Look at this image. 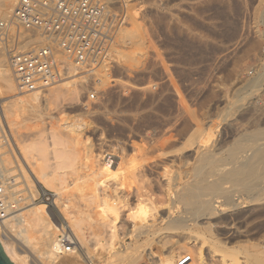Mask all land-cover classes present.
Instances as JSON below:
<instances>
[{
  "label": "rangeland",
  "instance_id": "1",
  "mask_svg": "<svg viewBox=\"0 0 264 264\" xmlns=\"http://www.w3.org/2000/svg\"><path fill=\"white\" fill-rule=\"evenodd\" d=\"M112 1L114 2V7H119V4L122 5V8L126 11V18L124 23H122L119 27V31L115 37L109 56L104 61L105 64L99 65L96 69L89 72L86 70L73 69L72 66H70L68 75H71L74 72H79L77 75L73 76L77 77L79 82V84L76 82L72 85V88L76 89V91L73 89H71L73 90L72 93L71 91H68V93L70 92L71 94L75 93L74 95H70L66 92L57 94L58 87L55 83L53 84L55 85L54 87L51 86V90L50 88H46L43 89V92H41L42 90L40 91L43 94L40 99L41 101L33 103L32 111H25L26 109L22 110L20 104L14 105V108L16 109L15 119L18 122L17 131L21 138H29L28 136L30 135L31 137H34L33 135L39 131L40 134H43V136L40 137L45 138V140L49 142V140L52 139L50 138L51 135L54 134L53 132V134H50L53 129L55 131H61L66 140H71L69 139V136L72 133L68 131L70 127L72 128L70 129L71 131L74 129V132L78 131V133L80 132L81 135L85 137L81 138L82 136L79 133L78 138L81 140H88L87 142L91 144L92 154L101 156L98 158L100 160L103 159L101 163L104 161L113 167H119V163L121 165V162L122 165L124 164V167L126 162L127 164L130 162L131 164L132 162L135 163V159H137V157V160H141V158L139 159V157H141V153H139L138 150L143 146L142 144H144V142L148 143L149 149L152 147H150L149 144H154V149H150L151 152L148 151L149 149L147 148L146 154H144L145 157H148L147 155L151 153L153 158H159V161L158 159L153 161H157L158 163L164 162L163 165L167 169L168 167L166 166V162L168 161V165L170 164L169 162L173 160V163L171 162L172 164L168 165L170 174L173 171L172 168L176 169V171H173L174 174L176 172L178 173L179 169V174H183L186 171L185 166L188 163L191 164H188L190 168L184 173L187 177L181 174V180L183 181H181L182 183L179 185L180 187L178 190L185 191L187 188V190L191 189L192 191H195L192 194V198H195L194 200L196 203L193 202V199V203L190 201L191 197L189 200L188 198L183 197L182 199H185V202L183 203V200L178 199L175 195L168 203V198L166 199L168 195L166 196V193H164L166 192L165 190H167L168 183L163 184L165 179H160L159 183V178L154 176L155 174L152 171L153 174L151 173V175L153 177L151 175L150 176L155 178L154 184L157 183V186L155 185L154 187L155 189L153 188L155 196L158 195L159 198L161 193L162 196H160V199H166L168 203V206H165L167 204L165 200L162 205H158V211H151L153 217L157 218V234L155 233L152 238H146L144 235H140V238H137L138 234L136 233L133 235L136 236L133 237L131 234L134 232H130V235L129 233L123 235V230H121L122 228L119 225V240L114 248L115 253L113 252L116 255L112 254L114 257L111 255V257H109V261L102 249L103 245L101 247L102 250L100 251L99 249L101 246L99 244L104 243V241L101 240V242L97 244L93 235L88 232L90 230L87 228L84 231L86 240L89 241L87 243H90L87 244V247L88 250H92L88 251V258L86 260L81 261L78 259L80 262L77 263L87 264L86 261H89L92 264H108L110 262L111 264H159V260L169 256V258L174 257L172 260L174 259L173 261H175V264H179L178 262L185 257H188V260H186L183 264H193L192 261L194 260V264H198L201 262L200 256L203 255L204 258L202 264H221L224 261L225 264H235L238 261H240L238 264H264V159L259 158L257 154H254L255 156L252 155L254 147L257 146L256 141L259 139L258 143H260V140H262L260 144L264 142V139H262L264 137V0ZM132 29H134L133 32H135V30L137 31L134 34L137 40H135V38L131 39V37L128 38ZM129 30H131V32H129ZM125 33H128L127 38L125 37ZM122 34H125V36ZM1 55L4 56V58H2L5 59V55L2 51H0V56ZM3 61L4 62L2 63L6 62L5 60ZM3 67H6V65ZM82 75H84L83 78ZM65 80L68 79L65 78ZM76 84L80 85L82 88L80 86L78 87ZM15 88V92L11 95L7 97H0L1 113V105L6 100H17L18 98H21V96L24 97L25 94L27 95V93L30 94V92L19 90L16 83ZM43 96L46 97L44 98ZM84 102H86L85 105L83 104ZM192 118L195 119L194 122ZM2 120L3 121H1L0 127V136L2 135L0 137V145L2 143L4 147L1 145L0 151H5L4 153H8L10 156L13 155L12 158L17 159L14 160V164L18 165L17 167L15 165V168L12 163L13 167H11V171H13L12 173L14 174L16 169L18 177L12 173L7 177L10 178V181H12L11 177L14 178V176H16L18 178V182L16 180V184L14 186L17 185L19 190L18 188L16 189L22 193V196H24L25 193L27 196L30 194L29 197H33L34 199L36 198L35 200L29 199L25 201L26 204L23 203L24 205H27V202L29 204L30 201L35 203H45L48 205L47 208L49 207L48 210L50 211L51 217L54 218V222L57 223L56 225L65 229V226L68 225V221L59 211V203L61 201L68 203L70 206L68 207L69 213L76 216L79 214V209H77L79 204L78 199L76 197H69V200H71L69 201L68 197L61 195V198L59 197L61 201H59L55 192L50 190L51 188L46 189V191L41 190V188L37 190V192L39 191L40 193L44 191L45 196H48V199L42 196L38 197L39 193L37 194V192H34V195L31 194L29 187H27L28 185L23 178H21L22 174H19L21 173L19 165L24 164L25 166L26 164L22 157H19L17 145L13 141V135L11 134L3 116ZM257 121L260 122L261 125L258 124ZM70 124L72 126H70ZM75 124L79 127L75 126ZM191 124L195 128H193ZM66 126L67 128H65ZM221 127L224 128V131ZM227 127L230 129L233 127L231 129L232 133ZM63 129L68 130H65V132ZM128 130H131V132ZM261 130H263V132ZM192 131H200L201 134L199 132L195 135ZM133 132H140L141 135L140 133H137L133 136ZM29 133L32 134L29 135ZM39 133L35 136H39ZM65 133H68L69 136L67 134L65 135ZM126 133H129L130 136ZM259 133H262L261 135L263 137H260ZM255 134L256 136L259 134L258 139ZM125 135L127 136V139L124 138ZM156 135L158 137H156ZM248 135H251V140L248 139L250 138ZM86 136H89V138ZM147 136L149 138H147ZM128 137L129 139H135L136 137L137 139H135V143H138V145L134 147V145H136L133 142L134 140H129ZM164 137L165 139H162L161 141L160 138ZM5 138L6 141L4 140ZM157 138L158 140H156ZM187 138H192V141ZM141 139H144V141ZM123 140H126V143ZM128 140L131 142H127ZM149 140L154 143H150ZM172 140L174 142H172ZM196 140L198 141V144L197 142L194 144ZM7 141L12 142L13 146H11V144L7 146ZM82 141L84 142L85 140ZM188 141L190 142V145ZM218 141H221V144ZM3 142H5V145ZM123 142L126 145H124ZM139 142L142 144L139 145ZM69 143L71 144V142L68 141L66 145H68L67 148L70 149ZM88 143L87 145H89ZM119 143H123L122 150L125 149V152L120 149H117V152L119 153L120 151L121 153L123 152L122 154L125 153V156L128 155L126 158L121 153L118 154L116 152L117 146L121 145ZM127 143H133L132 146L135 149H133L132 146L130 147V145L127 146ZM155 144L157 150L155 149ZM99 145L102 146L100 147ZM173 145V149L170 148V146L172 147ZM213 145L215 146V150ZM222 145L224 146L222 147ZM263 145L264 144L261 146ZM109 146L110 149L114 147L113 150H115L114 152L117 154L111 156L113 153L110 152H113V150H110ZM161 146L164 147V150L161 149ZM72 147L73 145H71V148ZM97 147L99 149L104 147V149H102L104 153H102L101 150L103 155L106 154L103 158L101 153L98 154L95 152H100ZM189 147H191V149H189ZM107 148L110 150H108L110 154L105 151ZM118 148H121V146ZM175 148L178 152H176ZM194 148L198 150L196 151L195 149L194 151ZM132 149L136 151H133ZM169 149L178 154L175 152V154H173ZM211 149L212 152H209ZM6 150L8 151L7 153ZM128 151L132 154H130L132 157L134 152L135 159H131L132 157L129 156ZM163 151H167L170 154L166 153V155ZM179 151H181L180 156L183 154L182 157L177 156L179 155ZM136 152L140 155H135ZM154 153L156 154L154 155ZM203 153L208 154V156L206 154L207 159L203 160V158H206ZM210 153L214 158L211 157L210 159ZM15 154H18V156ZM159 154H162V157L164 155L166 159L165 157L160 158L161 156H159ZM0 156L2 158L4 155L0 154ZM15 156L19 157L20 160H18ZM96 156H93L94 158L92 157L91 159L93 161V165H101V163L98 162L100 160L96 159ZM176 156L178 159L180 157V159L178 160ZM246 156L248 157L247 159ZM150 157L147 159L145 158V160H149ZM253 157H255L257 161L253 159ZM128 158H130L131 161H128ZM152 159L149 161H143V158L142 161L144 164L145 162L152 163ZM184 159L189 160L186 161ZM180 160H182L185 165L180 163ZM245 160L249 161V163L246 161L248 165H253L250 170L248 169V175L242 173L241 171L237 172L236 170L237 166L240 167V163L243 161L245 162ZM50 161L52 162V160ZM94 161L98 163L96 164ZM142 163L141 165L143 166L144 164ZM174 163H178V166L181 167H176L177 164L175 165ZM127 164L126 166H128ZM137 164H139V166L137 165V167H134L139 169L140 163ZM124 167L120 166L119 168L124 169ZM203 167H205V171H203ZM127 168L126 170H129L130 167ZM195 168L199 169V171H196ZM200 168L202 169L201 171H203V174L200 173ZM26 169L30 174V177L34 179L33 174L27 166ZM212 169L216 170L213 171ZM206 171L212 172L208 173ZM215 172L218 173L216 174ZM197 174H199V176ZM206 175H208V179ZM19 179L21 180L20 183ZM200 179L203 181L202 183ZM194 181L196 182L194 183ZM197 182H200L201 184ZM215 182L220 184V187H222L221 190L229 191L235 196H233L235 200L233 199L234 201L230 202L231 204L229 201L224 199V192H212V184ZM166 184L167 187H165ZM186 184L190 185L187 186ZM158 185H160V187ZM189 186L194 187L190 188ZM199 186H202L201 188H203V190L201 189V191H199L200 189H197V187L200 188ZM69 189L72 190L71 187ZM75 191L73 193L77 192ZM197 192L199 194H196ZM195 195H199L197 196L199 197V201L203 199H210L209 201H214V203L216 202V205L213 203L214 206H216L213 211L214 213H217L215 215L214 213L211 214L210 210L206 206H203V202H201L200 205L198 198L194 197ZM213 197L217 200H213ZM76 199L77 201H75ZM54 201L57 202L55 203ZM130 201H135V198L132 197ZM172 207H174L173 210H171ZM169 210H171V212ZM178 211L181 213L179 214ZM194 211L197 213H194ZM155 213H159L158 216H160V218H158V216L156 217ZM182 213L184 217H181ZM91 215L93 217L92 212ZM194 215L196 216L194 217ZM166 217H168V219ZM167 220L171 222V225L170 222H167L170 229L168 225L166 226ZM173 222L177 224L173 225ZM180 223L181 227L179 228ZM165 227H168V229H165ZM3 228H1L2 231H4ZM234 228L236 230H234ZM5 229L6 230L4 232L9 235L8 237L7 234L5 235V233L1 231L7 237L5 239H11L8 241H12L15 246L17 245L16 248L18 247L17 250L21 253H28L27 255H29L28 260L30 264L48 263H42V260L37 258V254L35 252L34 253L36 255L32 253L33 251L31 249L28 251L26 248L27 246L24 248V245L11 233L9 227L6 226ZM59 233L57 234L56 232V236L59 235ZM194 234H196V236ZM199 235L201 238H199ZM119 236L121 237V240ZM91 240L94 241L96 245L93 244ZM76 245L74 244V247ZM77 246H79V244ZM187 249L192 250L194 254L189 250L191 253L189 254L191 255L189 257L187 254L189 251H186ZM214 250L216 253H214ZM70 252L60 254V258L65 260L63 264H76L73 262L74 258ZM93 254L95 256H93ZM183 254L185 255L183 256ZM197 255L199 256L194 257ZM122 256L124 257L122 258ZM196 260H198L197 263Z\"/></svg>",
  "mask_w": 264,
  "mask_h": 264
},
{
  "label": "bare ground",
  "instance_id": "2",
  "mask_svg": "<svg viewBox=\"0 0 264 264\" xmlns=\"http://www.w3.org/2000/svg\"><path fill=\"white\" fill-rule=\"evenodd\" d=\"M15 1L16 0H0V18H2V17H4L5 16V14H6V12L7 11H9L12 7H13V5H14V3H15ZM133 30L134 29H132V32H133ZM124 32H125V30H124ZM123 32V33H124ZM128 32V31H127ZM129 32H131V30H129ZM128 32V33H129ZM129 33V36L126 34V36H125V34L123 35V36H125L126 38H127V36H128V38H130L131 37V39L132 38H135V32H137L136 30H135V32H133V33ZM138 35V34H137ZM136 35V36H137ZM122 36V37H123ZM134 36V37H133ZM121 37V38H122ZM138 37V36H137ZM124 38V37H123ZM135 40H137L136 38H135ZM230 40V39H229ZM133 41V40H132ZM252 44V43H251ZM252 47V46H251ZM254 48V47H253ZM252 48V49H253ZM1 58H0V97H7V96H9V95H11L12 93H14L15 92V81H14V76H13V73L11 72V70L7 67V65L5 64V63H2V62H4L3 60H6V59H3L4 58V56H0ZM3 57V58H2ZM131 58V57H130ZM3 64H5L6 65V67H3V66H5V65H3ZM102 64H105L104 62L102 63ZM101 64V65H102ZM73 68V67H72ZM74 69V68H73ZM77 73H79V72H74L73 74H71V75H67L66 77H64V80L62 79L60 82H58V83H56V86L58 87V89H57V91H58V93L57 94H62V93H68V91H71V93H72V91L73 90H75L76 91V89H73L72 87V85L73 84H75L76 82L79 84V82H78V80H77V77H73L74 75H77ZM84 77V75H82V78ZM65 78L66 79H68V80H65ZM69 78H71V79H69ZM81 78V77H80ZM84 83V82H83ZM82 83V84H83ZM77 85V84H76ZM84 85V84H83ZM150 85V84H149ZM148 85V86H149ZM51 86H55V85H51ZM51 86H48L47 88H50V90H51ZM78 87L80 86V85H77ZM147 86V87H148ZM76 87V86H75ZM81 87V86H80ZM143 87V86H142ZM147 87H145V88H147ZM150 87V86H149ZM56 88V87H55ZM82 88V87H81ZM138 88H140V87H138ZM71 89H73V90H71ZM78 89H80V88H78ZM77 89V90H78ZM88 89V88H87ZM144 89V88H143ZM151 90V89H150ZM170 90V89H169ZM41 90H39V91H34V92H30V94L29 93H27V95L25 94V96L24 97H22L21 96V98H18L17 100H6L5 102H3L2 103V105H1V111H2V113L0 112V117H1V119H0V127H1V121H3L2 120V116L4 117V120H5V122H6V124L8 125V127H9V130L11 131V134L13 135V141L15 142V144L17 145V149H18V151H19V157L21 156L22 157V159L24 160V162H25V166H24V164H20V163H18V164H20L19 166V168H20V172L21 173H19V174H22V176H21V178H23V180L26 182V184L28 185H26L27 187H29V189H30V192H31V194L32 195H34V192H37V190L39 189V188H41V190H45L46 191V189H48V188H51L50 190H52V191H54L55 192V194L57 195V198H58V200L59 201H61L60 199H59V197L62 195H65L66 197H68V200H69V197L71 198V197H76L77 199H78V202H79V204H78V208L77 209H79L78 211H79V214L78 215H74V214H71V213H69V210H68V207H70L69 206V204L68 203H64L63 201H61L59 204H60V206H58V205H56V206H58L59 207V211L61 212V214H63V216L67 219V221H68V225L67 226H65V230L69 233V235L71 236V239H72V241H73V243L76 245H78L79 244V246H73V249H72V251L70 252V253H72V256H73V262L74 263H76V264H78L80 261L78 260V259H80L81 261L82 260H86L87 258H88V251H91L92 249H90V250H88V247H87V244H90V243H87V242H89V241H87L86 240V236H85V229H87L88 228V230H90V231H88V232H90L92 235H93V237H94V239L96 240V242H97V244L99 243V242H101V240L102 241H104V243H102V244H99V245H101L100 247H99V249H100V251L103 249L104 250V254L106 255V258H108L107 260H109V257H111V255L113 254V255H116V254H114L115 252H114V248H115V245L118 243V240H119V238H118V235H119V225H120V227L122 228L121 230H123V235H125V234H128L129 233V235L132 233V232H134L133 234H131L132 236L136 233V234H138L137 236V238H140L139 236L140 235H144L146 238H148V237H150V238H152L153 237V235H155V233L157 234V218H154L153 217V215H152V213H151V211H153V210H157L158 209V205L160 206V205H162L163 204V201H165L167 198V200H168V203L171 201L170 199H172L173 197H174V195L178 198V199H182L183 197H186V198H188V200L190 199V197H191V199H190V201L192 202V197H193V192H195V191H192L191 189H188L187 190V188H186V190L184 191H179L178 189H179V185H181V181H183V180H181V174H179L180 172V169H179V171H178V169H177V171H178V173L176 172L175 174H174V172L173 171H176V169H173L172 167V173L174 174H170L169 173V166L168 165H171L172 163H173V160H171V162H169L170 164H168L167 165V163H168V161L166 162V166L168 167V169L163 165L164 164V162H163V159H162V162L163 163H158L157 161H153V160H157L158 159V161H159V158H153L152 157V154L150 153L149 155H147L148 157H150V155H151V157H150V159H152L151 161H153L152 163H150V162H148V163H146L145 162V164H144V162L143 161H149V160H145V158L147 159L148 157H145V155L144 154H146V150H147V148L149 149V147H148V143H145L144 142V144H142L141 142H139V145L140 144H142L143 146L141 147V148H139V147H137V148H139V153H141V157H139V159L141 158V160H137L138 159V157L137 156H139L140 154H137L138 152H136L135 153V155H137V156H135V157H137V159H135L134 158V152H133V157L131 156L132 154L129 152V151H131V150H129L128 152H129V156H131L130 158L131 159H135V163H133L132 162V164H131V162L129 163V164H127V162H126V164L128 165V166H126V164H125V167L122 165V162H121V165H120V163H119V167L121 166V167H124V169H122V168H119V167H113L112 165H110V164H108L107 162H104L103 161V163H101L102 162V160L103 159H98L99 157H101V156H96V155H93L92 154V148H91V144H89L87 141H86V139H82V140H85L84 142L80 139V138H78V134L80 133H78V131H77V129H76V131L77 132H74L75 130L73 129V131H71L70 129H72V128H70L69 127V130L68 129H65V130H68V131H70L72 134L69 136L68 135V133H65V135L67 134L68 136H69V139H71V140H66V138H64L63 136L64 135H62L63 133H61V131H55L54 129V131L53 130H51V133L50 134H53V135H51V137L50 138H52L51 140H49V142L48 141H46L45 140V138H41L40 136H43V134H40L39 133V131L38 132H36V134H34L33 132V136L34 137H31V135L30 134H32V133H29V135L30 136H28L29 138H21V136H20V134L18 133V131H17V125H18V122L16 121V119H15V112H16V109L14 108V105H16V104H20V107L22 108V110H25V111H27V110H29V111H32V107H33V103H38L39 101H41L40 99H41V96L43 95L41 92H43L44 90H42L41 92H40ZM120 91V90H119ZM144 91H146V90H144ZM153 91V90H152ZM165 92V91H164ZM46 93V92H45ZM48 93V92H47ZM70 92L68 93V94H70V95H74V94H71ZM29 94V95H28ZM41 94V95H40ZM156 94V93H155ZM48 95V94H47ZM66 95V94H65ZM149 95V94H148ZM78 96V95H77ZM44 98L46 97V96H43ZM43 99V98H42ZM152 99V98H151ZM51 100V99H50ZM78 101V100H77ZM45 102V101H44ZM152 103V102H151ZM84 105L86 104V102H84L83 103ZM24 111V112H25ZM28 114V113H27ZM126 117V116H125ZM186 118V117H185ZM187 119V118H186ZM190 119H191V117H190ZM193 119V122H194V118H192ZM179 122V121H178ZM192 122V121H191ZM196 122V121H195ZM258 122V121H257ZM113 123V122H112ZM198 123V122H197ZM234 123V122H233ZM262 123V122H261ZM72 124V123H71ZM70 124V126H72ZM193 124V123H192ZM192 124H191V126H192ZM195 124V123H194ZM199 124V123H198ZM198 124H196V125H198ZM230 124V123H229ZM258 124H260V122H258ZM74 125V124H73ZM174 125H176V124H174ZM228 125V124H227ZM261 125V124H260ZM75 126H78V125H76L75 124ZM137 126V125H136ZM170 126V125H169ZM202 126V125H201ZM79 127V126H78ZM188 127V126H187ZM193 127V126H192ZM239 127V126H238ZM237 127V128H238ZM63 128V127H62ZM65 128H67V126L65 127ZM120 128V127H119ZM138 128V127H137ZM167 128H169V127H167ZM166 128V129H167ZM193 128H195V127H193ZM221 128H223V127H221ZM227 128H229V127H227ZM233 128V127H232ZM231 128V129H232ZM241 128V127H240ZM87 129V128H86ZM117 129V128H116ZM129 129V128H128ZM152 129V128H151ZM199 129V128H198ZM197 129V130H198ZM226 129V128H225ZM230 129V128H229ZM228 129V130H229ZM231 129H230V131H231ZM64 130V129H63ZM64 130V131H65ZM79 130V129H78ZM158 130V129H157ZM188 130V129H187ZM210 130V129H209ZM223 131H224V128L222 129ZM242 130V129H241ZM80 131V130H79ZM85 131V130H84ZM88 131V130H87ZM129 131V130H128ZM128 131H126V132H128ZM208 131V130H207ZM218 131V130H217ZM222 131V132H223ZM230 131H228V132H230ZM262 132H263V130H261ZM35 132V131H34ZM53 132V133H52ZM66 132V131H65ZM82 132V131H81ZM129 132H131V130L129 131ZM140 132H142V131H140ZM140 132H137V133H140ZM172 132V131H171ZM192 132H194V131H192ZM191 132V133H192ZM200 132V131H199ZM198 131H196V132H194L195 133V135L196 134H198L199 133ZM205 132H206V130H205ZM37 133H39L38 135L39 136H35V135H37ZM134 133V132H133ZM137 133H134V134H132L133 136L135 135V134H137ZM150 133H152V132H150ZM167 133V132H166ZM174 133V132H173ZM190 133V134H191ZM220 133H221V131H220ZM231 133H232V131H231ZM238 133H239V131H238ZM242 133V132H241ZM264 133V132H263ZM127 134V133H126ZM131 134V133H130ZM143 134V133H142ZM155 134V133H154ZM153 134V135H154ZM165 134V133H164ZM184 134V133H183ZM190 134H189V136H190ZM200 134H201V132H200ZM222 134V133H221ZM224 134V133H223ZM257 134V133H256ZM256 134H255V136H256ZM260 134V133H259ZM259 134H258V136H259ZM262 134V133H261ZM260 134V137H263L262 135ZM80 135H81V133H80ZM127 135H129V133L127 134ZM140 135H141V133H140ZM149 135V134H148ZM151 135V134H150ZM158 135V134H157ZM156 135V137H158ZM192 135V134H191ZM226 135V134H225ZM247 135V134H246ZM264 135V134H263ZM2 136V135H1ZM0 136V137H1ZM27 136V135H26ZM67 136V137H68ZM82 136V135H81ZM130 136V135H129ZM145 136V135H144ZM152 136V135H151ZM150 136V137H151ZM160 136H161V134H160ZM159 136V137H160ZM184 136V135H183ZM189 136H188V138H189ZM193 136H194V134H193ZM200 136V135H199ZM251 135H248V137H250ZM258 136H256L257 137V139H258ZM48 137V136H47ZM84 136H82L81 138H83ZM87 137V136H86ZM103 137V136H102ZM127 136L125 135V137L124 138H126ZM132 137V136H131ZM137 137V136H136ZM135 137V139H137ZM139 137V136H138ZM141 137H143V136H141ZM155 137V136H154ZM163 137V136H162ZM168 137H170V136H168ZM173 137V136H172ZM192 137V136H191ZM201 137H203V136H201ZM225 137V136H224ZM255 137V138H256ZM259 137V138H260ZM85 138V137H84ZM87 138H89V136L87 137ZM140 138V137H139ZM147 138H149L148 136H147ZM153 138V137H152ZM179 138V137H178ZM187 138V139H188ZM225 138H227V137H225ZM224 138V139H225ZM47 139V138H46ZM102 139V138H101ZM127 139V138H126ZM128 139H129V137H128ZM135 139H129V140H134L133 142L135 143ZM145 139V138H144ZM144 139H141V140H143L144 141ZM161 139V141H162V139L164 140L165 139V137L164 138H160ZM169 139V138H168ZM192 138H190V139H188V140H191ZM235 139V138H234ZM248 139H252V137H250V138H248ZM253 139H254V137H253ZM261 139V138H260ZM262 139H264V137L262 138ZM5 141H6V138L4 139ZM91 140V139H90ZM127 141V142H131V141ZM154 140H155V138H154ZM156 140H158V138L156 139ZM167 140V139H166ZM178 140V139H177ZM194 140V139H193ZM197 140H198V137H197ZM195 141L194 142V144L197 142V144H198V141ZM202 140V139H201ZM222 140H223V138H222ZM0 141H1V139H0ZM26 141H28V142H26ZM71 142V144H70V149L69 148H67V146L68 145H66V143L67 142ZM101 141V140H100ZM123 141H125V143H126V140H123ZM139 141V140H138ZM138 141H136V142H138ZM142 141V142H143ZM150 141V140H149ZM148 141V142H149ZM192 141V140H191ZM226 141V140H225ZM224 141V142H225ZM258 141H259V139H258ZM258 141H256L257 142V146H255L254 147V149H253V156H255L254 154H257L258 156H259V158H262V159H264V145L263 146H261L262 144H264V142L262 143V144H260L261 143V141L262 140H260V143H258ZM9 142V143H8ZM152 141H150V143H151ZM164 142H166V141H164ZM170 142V141H169ZM168 142V143H169ZM172 142H174L173 140H172ZM172 142H170V143H172ZM189 142V141H188ZM219 142V141H218ZM221 142V141H220ZM219 142V143H220ZM5 142H3V144H4ZM87 143L89 144V145H87ZM91 143H92V141H91ZM98 143L100 144V142L98 141ZM111 143V142H110ZM116 143V142H115ZM114 143V144H115ZM124 143V142H123ZM123 143L121 144V143H119V144H121L120 146H121V148H118V147H120V146H117V148H116V152L118 151L117 149H120V150H122V145H123ZM124 143V145H126ZM152 143H154V142H152ZM157 143H159V142H157ZM156 143V144H157ZM163 143V142H162ZM193 143V142H192ZM222 143H223V141H222ZM7 146H9L10 144H11V146H13L12 144V142H10V141H7ZM93 144V143H92ZM107 144V143H106ZM133 144V143H132ZM132 144L131 143H127V146L128 145H130V147L132 146ZM136 145H134V147L135 146H137L138 145V143H135ZM147 144V145H146ZM156 144H155V149H156ZM160 144H161V142H160ZM159 144V145H160ZM177 144V143H176ZM201 144H203V143H201ZM205 144V143H204ZM221 144V143H220ZM224 144V143H223ZM258 144H260V145H258ZM1 145H2V143H1ZM0 145V146H1ZM5 145V144H4ZM71 145H73V147L71 148ZM150 145V147L151 148H153L154 149V144L152 145V144H149ZM165 145H167V144H165ZM169 145V144H168ZM175 145V144H174ZM174 145L171 147L170 146V148H172L173 149V147H174ZM185 145V144H184ZM189 145H190V142H189ZM188 145V146H189ZM10 146V147H11ZM97 146V145H96ZM100 146V145H99ZM102 146V145H101ZM100 146V147H101ZM146 148H145V147ZM164 146V145H163ZM176 146V145H175ZM201 146V145H200ZM214 146V145H213ZM213 146H212V149H213ZM217 146V145H216ZM219 146H221V145H219ZM218 146V147H219ZM224 145H222V147H223ZM2 147H4L3 145H2ZM92 147H94V146H92ZM124 147V146H123ZM133 147V146H132ZM133 147V149H135ZM159 147V146H158ZM162 147V146H161ZM160 147V148H161ZM198 147H199V145H198ZM9 148V147H8ZM98 148V147H97ZM127 148V147H126ZM129 148V147H128ZM150 148V149H151ZM164 147H162L161 149H163ZM169 148V147H168ZM167 148V149H168ZM176 148H177V146H176ZM175 148V150H176V152H178V150ZM185 148H186V146H185ZM184 148V149H185ZM197 148V147H196ZM196 148H194V151H195V149ZM201 148V147H200ZM220 148V147H219ZM12 149V148H11ZM14 149V148H13ZM93 149H95V148H93ZM99 149V148H98ZM102 149H104V147L102 148ZM102 149H99L100 150V152H98V151H95V152H97L98 154H100L101 153V150ZM109 149H110V146H109ZM108 148H107V150H105V151H107L108 152V150H109ZM114 149V147H112V149H110V150H113ZM132 149V150H133ZM150 149L148 150V151H150ZM161 149H159V150H161ZM183 149V148H182ZM181 149V150H182ZM189 149H191V147H189ZM212 149H211V151H209V152H212ZM223 149V148H222ZM8 150V149H7ZM6 150V153L8 152ZM109 150V151H110ZM125 149H123L122 151H124ZM152 150V149H151ZM157 150V149H156ZM155 150V151H156ZM164 150V149H163ZM170 150V149H169ZM180 150V149H179ZM198 149H196V151H197ZM199 150H201V149H199ZM208 150V149H207ZM214 150H215V146H214ZM2 151H3V149H2ZM10 151H12V150H10ZM16 151V150H15ZM115 150H113V152H110V153H113V154H111V156L112 155H114V154H117V153H115L114 152ZM133 151H136V150H133ZM162 151V150H161ZM168 151V150H167ZM165 152V151H163L165 154L167 153V154H170L169 152ZM183 151V150H182ZM185 151H186V149H185ZM1 152V151H0ZM5 152V151H4ZM4 152H1L0 154L1 155H4V156H2V158H1V161H0V170H1V172H2V174H4L5 176H9V175H11V173L13 172V171H11V167H13L12 165L14 164V160H17V159H14V158H12L13 157V155L12 156H10L8 153L7 154H5ZM12 152H14V151H12ZM11 152V153H12ZM125 152V151H124ZM132 152V151H131ZM151 152V151H150ZM153 152H154V150H153ZM170 152H172L171 150H170ZM175 151H173L172 153L173 154H175L174 153ZM180 152L181 151H179V155H177V156H180L181 154H180ZM208 152V153H209ZM10 153V154H11ZM15 153V152H14ZM94 153V152H93ZM96 153V154H97ZM102 153H104L103 152V150H102ZM101 153V154H102ZM109 153V152H108ZM109 153V154H110ZM119 153H121L120 151H119ZM118 153V154H119ZM123 153V152H122ZM121 153V154H122ZM159 153V152H158ZM157 153V154H158ZM162 153V152H161ZM164 153H162V154H164ZM171 153V154H172ZM184 153V152H183ZM192 153H195V152H192ZM95 154V153H94ZM97 154V155H98ZM120 154V155H121ZM125 154V153H124ZM124 154H122L123 156H125ZM127 154V153H126ZM131 154V155H130ZM156 153H154V155H155ZM162 154L160 155L159 154V156H161L160 158H163V157H165L164 155H163V157H162ZM166 154V155H167ZM176 154H178V153H176ZM204 154V153H203ZM207 154V153H206ZM206 154H204L205 156H206ZM215 154V153H214ZM16 155V154H15ZM103 155V154H102ZM106 154H104L103 156H102V158L105 156ZM144 155V156H143ZM186 155V154H185ZM187 155H189V154H187ZM211 155V156H210ZM247 155V154H246ZM16 156H18V154L16 155ZM15 156V157H16ZM97 157L96 159H98V160H100V161H98L99 163H101V165L99 164V165H93V161L91 160L92 159V157ZM126 156H128V155H126ZM126 156H125V158H126ZM158 156V155H157ZM158 156V157H159ZM169 156V155H168ZM176 156V157H177ZM182 156H183V154H182ZM182 156H180V157H182ZM191 156H193V155H191ZM195 156V155H194ZM201 156H202V152H201ZM207 156H208V154H207ZM207 156H206V158H203V157H201V158H203V160L204 159H207ZM209 156H210V159H211V157H213V155L210 153L209 154ZM215 156H216V154H215ZM19 157H16V158H18V160H20L19 159ZM93 157V158H94ZM144 158V160H143V158ZM172 157L174 158V156L172 155ZM180 157H179V159H180ZM118 158V157H117ZM121 158V157H120ZM123 158V157H122ZM130 158H128L127 160L129 161L130 160ZM170 158H171V156H170ZM184 158V157H183ZM182 158V159H183ZM189 158V157H188ZM191 158V157H190ZM214 158V157H213ZM248 157L246 156V159H247ZM250 158V157H249ZM259 158H257V159H259ZM13 159V160H12ZM165 159H166V157H165ZM177 159H178V157H177ZM178 159V160H179ZM192 159V158H191ZM209 159V158H208ZM253 159H255V157H253ZM50 160H52V162L50 161ZM95 160V159H94ZM118 160V159H117ZM120 160V159H119ZM124 160V159H123ZM126 160V159H125ZM143 160V161H142ZM184 160H186V159H184ZM189 159H187L186 161H188ZM248 160H250V159H248ZM248 160H245V162L243 161L242 163H244V164H242V163H240L241 165H239L240 167H238L237 166V168H236V170H237V172H239V171H241L242 173H245V174H249V170H250V168H252V166L253 165H248L247 164V162L246 161H248ZM256 160V159H255ZM261 160V159H260ZM97 161V160H96ZM131 161V160H130ZM137 161H139V162H137ZM140 161H142V162H140ZM165 161V160H164ZM169 161H170V159H169ZM191 161V160H190ZM189 161V162H190ZM251 161V160H250ZM257 161V160H256ZM98 162H95L94 161V163H98ZM118 162V161H117ZM161 162V161H160ZM176 162H177V160H176ZM185 162V161H184ZM241 162V161H240ZM261 162H262V160H261ZM13 163V164H12ZM124 163V162H123ZM137 163H140V168L138 169H136L135 167H137V165L139 166V164H137ZM141 163L142 164H144L143 166L141 165ZM179 163V162H178ZM178 163H176L177 164V166L176 167H178V168H180L181 166H178ZM180 163H183L182 162V160H180ZM179 163V164H180ZM248 163H249V161H248ZM133 164H135L134 166H132ZM175 164V163H174ZM175 164V165H176ZM184 164V163H183ZM188 164H190V163H188ZM187 164V165H188ZM238 164H239V162H238ZM15 165L16 164H14V167H15ZM174 165V166H175ZM185 165V164H184ZM186 165V166H187ZM191 165V164H190ZM236 165H237V163H236ZM18 165H16V167H17ZM26 166H27V168L31 171V173L33 174V178L34 179H32V177H30V174L28 173V171H27V169H26ZM133 168H135V169H133ZM142 166V167H141ZM185 166V168H186V171L187 170H189V168H190V166L187 168ZM15 167V168H16ZM127 167H130L129 168V170H126V168ZM183 167V166H182ZM133 170H132V169ZM199 168V167H198ZM205 167H203V171H205V169H204ZM128 169V168H127ZM196 169V168H195ZM194 169V170H195ZM249 169V170H248ZM254 169V168H253ZM18 170V169H17ZM185 170V169H184ZM199 171V169H196V171ZM202 169L200 168V173H202L203 171H201ZM213 170V169H212ZM214 170H216V169H214ZM213 170V171H214ZM154 172V176H156L157 178H159L158 179V182H159V180L160 179H162V180H164V182H163V184L164 183H168V187H167V184H166V186L165 187H167V190H165L166 192H164L163 190V192L164 193H166L165 195L167 196L166 197V199L165 200H162V199H160L161 197L160 196H162L161 195V193H160V196H159V198H158V195L157 196H155V191H153L155 188V185L157 184V183H155L154 184V181H155V178H152L153 176L151 175V173L153 174V172ZM182 171V170H181ZM185 171V172H186ZM251 171H252V169H251ZM254 171V170H253ZM17 171H16V169H15V174L14 173H12V174H14V175H17V177H18V174L16 173ZM183 172V171H182ZM184 172V173H185ZM206 172H208V171H206ZM212 172V171H211ZM211 172H208V173H211ZM182 174V175H184V176H186L187 177V175H185V174ZM187 173H189V172H187ZM216 173V172H215ZM218 173V172H217ZM216 173V174H217ZM250 173H252V172H250ZM168 174H169V176H168ZM203 174V173H202ZM205 174V173H204ZM214 174V173H213ZM152 177H151V176ZM173 175V176H172ZM198 176H199V174H197ZM196 175V176H197ZM201 175V174H200ZM171 176V177H170ZM194 176V175H193ZM192 176V177H193ZM197 176V177H198ZM207 176V179H208V175H206ZM206 176H205V179H206ZM219 176V175H218ZM16 176H14V178H12L11 177V179H12V181H11V187H12V192L13 193H15L16 191L17 192H19L18 190H19V188L17 187V185L16 186H14L15 184H16V180L18 179ZM185 177V178H186ZM19 178H20V176H19ZM192 179V178H191ZM204 179V178H203ZM204 179V180H205ZM22 180V181H23ZM161 180V181H162ZM195 180V179H194ZM20 179H19V183H20ZM200 181H201V179H200ZM17 182H18V180H17ZM157 182V181H156ZM196 181H194V183H195ZM203 181H201V183H202ZM206 182V181H205ZM24 183V182H23ZM160 183V182H159ZM197 183H200V182H197ZM200 183V184H201ZM19 185V184H18ZM187 185V184H186ZM188 185H190V184H188ZM187 185V186H188ZM192 185V184H191ZM157 186V185H156ZM159 187H160V185H158ZM162 186V185H161ZM164 186V185H163ZM20 187V186H19ZM23 187H25V186H23ZM26 187V188H27ZM71 187V189L72 190H70L69 188ZM72 187H74V188H72ZM164 187V188H165ZM190 187V186H189ZM194 187V186H193ZM193 187H190V188H193ZM200 188H198L197 187V189H200L199 191H201V189L203 190V188H201L202 186H199ZM16 188H18V190L16 189ZM20 188H22V187H20ZM154 188V189H153ZM158 188V187H157ZM195 188H196V185H195ZM211 188V187H210ZM221 188L222 187H220V184L219 183H214V184H212V189H213V191L212 192H215V191H217V192H224V194H223V197H224V199H226L227 201H229V203L230 202H233L235 199L233 198V194L232 193H230L229 191H223V190H221ZM25 189V188H24ZM23 189V190H24ZM75 189H76V191H75ZM196 189V190H197ZM21 190V189H20ZM26 190V189H25ZM76 192V193H73L74 191ZM194 190V189H193ZM73 191V192H72ZM161 191V192H162ZM198 191V190H197ZM16 192V193H17ZM25 192V191H24ZM27 192V191H26ZM29 192V193H30ZM217 192H215V193H217ZM20 193V192H19ZM38 193H40L39 191L37 192V194ZM164 193H162V194H164ZM21 195H22V193H20ZM36 194V195H37ZM54 194V195H55ZM75 194V195H74ZM196 194H199L198 192L196 193ZM26 194L24 193V196H25ZM202 195H203V193H202ZM23 196V197H24ZM27 196V195H26ZM25 196V197H26ZM29 196H30V194H29ZM164 196V195H163ZM197 196H199V195H197ZM196 195L194 196V197H197ZM204 196V195H203ZM35 197V196H34ZM135 198V201H130L131 200V198ZM201 197V196H200ZM209 197V196H208ZM235 197V196H234ZM57 198H56V200H57ZM61 198V197H60ZM165 198V197H164ZM198 198V201H199V197H197ZM196 198V199H197ZM211 198V197H210ZM30 199H34V198H30ZM65 199V198H64ZM77 199L75 200V201H77ZM195 199V198H194ZM193 199V202L194 203H196V201ZM234 199V200H233ZM55 200V199H54ZM57 200V201H58ZM67 200V199H66ZM134 200V199H133ZM167 200H166V203H167ZM183 200V199H182ZM185 200V199H184ZM183 200V203L185 202ZM201 200V199H200ZM210 200V199H209ZM208 199L206 200H201V201H199L200 202V205H201V202H203V206H206L209 210H210V212H211V214H213L214 213V211L213 210H215L214 209V207L216 208V206H214V204L216 203H214V201H209ZM212 200V199H211ZM213 200H217V199H215V197H213ZM56 201V202H57ZM58 201V202H59ZM69 201H71V200H69ZM31 202V203H30ZM29 202V204H28V202H27V205H24V204H26L25 202H23L22 203V205H24V206H22L21 205V207L18 209V211L17 212H15L14 214H12L10 217H7V218H5V220H3V221H1L0 220V244H1V247H2V249H3V251H4V253L6 254V256L10 259V261L12 262V263H14V264H30L29 263V260H28V258H29V255H27L28 253H27V251H26V253L27 254H25V253H21L19 250H17V248H16V246L14 245V243L11 241H8V240H11V239H5V238H7L5 235L7 234V233H5L4 231L7 229H5L4 230V228L3 227H1L2 226V224H4L5 225V227L7 226V227H9V229L11 230V233L15 236V238L17 239V240H19L24 246V248L26 247L27 249H28V251H29V249H31L32 251V253H36L37 254V258H40L41 260H42V263L43 262H48L49 264H63V262L65 261L64 259H61L60 258V254H61V251H62V246L60 245V243H59V241H58V235L56 236V232H57V234L62 230V229H64L63 227L61 228V226H59L58 227V225H56L57 223H55L54 222V218L53 217H51V215H50V211L48 210L49 209V207L47 208V206L48 205H46L45 203H35V202H33V201H30ZM55 202V201H54ZM55 202V203H56ZM68 202V201H67ZM191 202H190V204H191ZM192 202V203H193ZM70 203V202H69ZM74 203V202H73ZM168 203L165 205V206H168ZM214 203V204H213ZM218 203V202H217ZM224 203V202H223ZM228 203V202H227ZM187 204V203H186ZM198 204V203H197ZM231 204V203H230ZM235 204V203H234ZM176 205V204H175ZM185 205V204H184ZM216 205V204H215ZM170 206H171V204H170ZM186 206V205H185ZM162 207V206H161ZM199 207V206H198ZM202 207V206H201ZM160 208V207H159ZM170 208V207H169ZM173 208L174 207H172V209L171 210H173ZM204 208V207H203ZM201 209V208H200ZM208 209H207V211H208ZM219 209V208H218ZM164 210V209H163ZM171 210H169L170 212H171ZM222 210V209H221ZM220 210V211H221ZM52 211V210H51ZM158 211V210H157ZM168 211V210H167ZM191 211V210H190ZM91 212H92V214H93V217H92V215H91ZM154 212V211H153ZM179 212V211H178ZM192 212H193V210H192ZM210 212H208V213H210ZM161 213V212H160ZM168 213V212H167ZM181 212H179V214H180ZM194 213H197V212H195L194 211ZM205 213V212H204ZM217 213V212H216ZM216 213H214V215L216 214ZM156 214V213H155ZM159 214V213H158ZM158 214H156V217L158 216ZM170 214V213H169ZM169 214H168V216H169ZM178 214V215H179ZM53 215V214H52ZM167 215V214H166ZM188 215H189V212H188ZM187 215V216H188ZM193 215V214H192ZM207 215V214H206ZM229 215H231V214H229ZM187 216H186V218H187ZM191 216V215H190ZM196 215H194V217H195ZM55 217V216H54ZM163 217V216H162ZM181 217H184L183 216V213L181 214ZM192 217V216H191ZM205 217V216H204ZM209 217H211V216H209ZM158 218H160V216H158ZM163 218H165V217H163ZM162 218V219H163ZM167 219H168V217H166ZM233 218V217H232ZM57 220V219H56ZM55 220V221H56ZM161 220V219H160ZM190 220V219H189ZM230 221V220H229ZM233 221V220H232ZM162 222V221H161ZM170 222V221H166V226L168 225V223ZM174 223V222H173ZM227 223V222H226ZM175 224H177V223H174L173 225H175ZM228 224H229V222H228ZM160 225V224H159ZM170 225H171V222H170ZM184 225V224H183ZM231 225V224H230ZM229 226V225H228ZM168 227H169V225H168ZM168 227H165V229L167 228L168 229ZM176 227H177V225H176ZM175 227V228H176ZM181 227V223H180V225H179V228ZM183 227V226H182ZM189 227V226H188ZM231 227V226H230ZM1 228H3V230L4 231H2L1 230ZM174 228V227H173ZM61 229V230H60ZM162 229V228H161ZM169 229H170V227H169ZM60 230V231H59ZM120 230V231H121ZM163 230H164V226H163ZM172 230V229H171ZM234 230H236L235 228H234ZM233 230V231H234ZM4 232L5 233V235H4V233H2V232ZM59 231V232H58ZM159 231V230H158ZM166 231V230H165ZM185 231V230H184ZM231 231H232V228H231ZM10 232V231H9ZM131 232V233H130ZM160 232V231H159ZM164 232V231H163ZM169 232V231H168ZM180 232V231H179ZM188 232H189V230H188ZM4 236H3V235ZM8 235V234H7ZM185 235V234H184ZM193 235V234H192ZM195 236H196V234H194ZM136 236V235H135ZM135 236H133V237H135ZM143 236V237H144ZM164 236V235H163ZM162 236V237H163ZM188 236V235H187ZM200 236V235H199ZM8 237H9V235H8ZM120 237V236H119ZM165 237V236H164ZM142 238V237H141ZM146 238H145V240H146ZM149 238V239H150ZM189 238V237H188ZM192 238V237H191ZM199 238H201V236L199 237ZM94 239H92V240H94ZM149 239H147V240H149ZM205 239V238H204ZM14 240V239H13ZM90 240V239H89ZM91 240V241H92ZM94 240V241H95ZM120 240H121V237H120ZM172 240V239H171ZM196 240V239H195ZM94 241H92V243L93 244H95L94 243ZM174 241V240H173ZM188 241V240H187ZM201 241V240H200ZM17 243V242H16ZM20 243V244H21ZM162 243V242H161ZM203 243H205V242H203ZM172 244V243H171ZM96 245V244H95ZM102 245H103V248L101 249V247H102ZM181 245V244H180ZM90 246V245H89ZM165 246V245H164ZM163 246V247H164ZM174 246V245H173ZM22 247V248H23ZM91 248V247H90ZM171 248V247H170ZM19 249H20V247H19ZM22 250V249H21ZM26 250V249H25ZM98 250V249H97ZM168 250V249H167ZM177 250V249H176ZM183 250V249H182ZM190 249H187L186 251H189ZM99 251V252H100ZM191 252H192V250H190ZM190 251H189V253L187 252V254L189 255V254H191L190 253ZM93 252V251H92ZM92 252H91V255H92ZM98 252V251H97ZM114 252V253H113ZM151 252V251H150ZM149 252V253H150ZM185 252V251H184ZM34 253V254H35ZM90 253V252H89ZM173 253V252H172ZM193 254H194V252H192ZM214 253H216L215 252V250H214ZM35 254V255H36ZM65 254V253H64ZM95 254H96V252H95ZM193 254H192V256H193ZM200 255H202L201 253H199ZM90 255V256H91ZM112 255V256H113ZM177 255V254H176ZM185 254H183V256H184ZM93 256H95L94 254H93ZM92 256V257H93ZM135 256H137V255H135ZM191 255H189V257H190ZM199 255H197V256H194V257H198ZM205 256V255H204ZM223 256H225V255H223ZM98 257H99V254H98ZM114 257V256H113ZM124 256H122V258H123ZM166 257V256H165ZM172 257V256H171ZM181 257V256H180ZM211 257V256H210ZM133 258V257H132ZM172 258H174V257H172ZM172 258H169V256L167 257V258H164V259H161V260H159L160 261V263L159 264H175L174 262L175 261H173L172 260ZM183 258V257H182ZM181 258V259H182ZM192 258V257H191ZM203 255L202 256H200V263H198V264H202V262H203ZM236 258V257H235ZM235 258H233V259H235ZM39 259V260H40ZM62 261H61V260ZM179 259V258H178ZM190 259V258H189ZM196 259V258H195ZM212 259V258H211ZM222 259H224V258H222ZM238 259V258H237ZM236 259V260H237ZM40 260V261H41ZM78 260V261H77ZM88 260H90V259H88ZM94 260V259H93ZM176 260V259H175ZM192 260V259H191ZM232 260V259H231ZM76 261V262H75ZM95 261V260H94ZM102 261V260H101ZM110 261V260H109ZM109 261H107V262H109ZM114 261V260H113ZM197 261L198 260H196V263H197ZM216 261V260H215ZM224 261V260H223ZM233 261V260H232ZM78 262V263H77ZM87 262V264H92L91 262H89V261H86ZM89 262V263H88ZM104 262V261H103ZM193 262V264L195 263V260L194 261H192ZM220 262V261H219ZM222 262V261H221ZM225 262V261H224ZM224 262H222L221 264H225ZM236 262V261H235ZM238 262H240V261H238ZM238 262H236L235 264H238ZM48 263H44V264H48ZM105 263H106V261H105ZM179 263V262H178ZM233 263V262H232ZM108 264H111V262L110 263H108ZM115 264V263H114ZM121 264V263H120ZM123 264V263H122ZM155 264V263H154ZM187 264H189V263H187ZM190 264H192V263H190ZM234 264V263H233Z\"/></svg>",
  "mask_w": 264,
  "mask_h": 264
},
{
  "label": "built area",
  "instance_id": "3",
  "mask_svg": "<svg viewBox=\"0 0 264 264\" xmlns=\"http://www.w3.org/2000/svg\"><path fill=\"white\" fill-rule=\"evenodd\" d=\"M113 3L112 0H16L0 18V51L17 88L26 92L43 90L66 77L70 66L89 72L101 65L126 18L122 5L114 7ZM11 184L0 170L1 221L33 198L13 193ZM39 196L48 199L44 191ZM2 227L5 230L4 224ZM58 241L61 253L72 251L74 243L65 229L59 233ZM186 260L188 257L179 264Z\"/></svg>",
  "mask_w": 264,
  "mask_h": 264
},
{
  "label": "water",
  "instance_id": "4",
  "mask_svg": "<svg viewBox=\"0 0 264 264\" xmlns=\"http://www.w3.org/2000/svg\"><path fill=\"white\" fill-rule=\"evenodd\" d=\"M0 264H14L10 261V259L4 253L1 244H0Z\"/></svg>",
  "mask_w": 264,
  "mask_h": 264
}]
</instances>
